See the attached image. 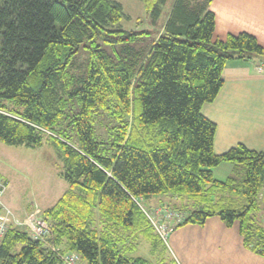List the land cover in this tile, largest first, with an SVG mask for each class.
Listing matches in <instances>:
<instances>
[{
    "label": "trees",
    "instance_id": "trees-1",
    "mask_svg": "<svg viewBox=\"0 0 264 264\" xmlns=\"http://www.w3.org/2000/svg\"><path fill=\"white\" fill-rule=\"evenodd\" d=\"M140 1L151 29H123L117 0H0V97L24 106L0 101V141L56 149L68 188L41 218L49 241L84 264H151L122 255L118 241L141 231L166 246L139 203L154 195L182 199L179 226L213 215L227 226L237 221L244 245L264 256V151L238 143L216 154L215 123L201 113L217 96L227 61L262 58V47L245 32L213 39L212 0H172L164 18L169 0ZM107 114L116 122L110 154L94 132ZM224 162L242 166V179L214 178ZM0 264L60 261L10 225Z\"/></svg>",
    "mask_w": 264,
    "mask_h": 264
},
{
    "label": "crops",
    "instance_id": "crops-1",
    "mask_svg": "<svg viewBox=\"0 0 264 264\" xmlns=\"http://www.w3.org/2000/svg\"><path fill=\"white\" fill-rule=\"evenodd\" d=\"M209 9L215 19L213 39L224 40L229 34L245 32L255 37L263 51L262 58L227 61L217 96L203 104L201 113L216 126L213 151L221 154L238 143L264 151V73L255 68L257 60H264V0H212ZM212 171L219 181L243 173L242 166L230 162ZM160 197L166 196L157 200ZM259 197L264 201V188ZM258 217L264 226L263 207ZM179 225L166 244L170 255L167 264H264V256L244 245L237 221L227 226L213 215L202 225Z\"/></svg>",
    "mask_w": 264,
    "mask_h": 264
},
{
    "label": "rangeland",
    "instance_id": "rangeland-1",
    "mask_svg": "<svg viewBox=\"0 0 264 264\" xmlns=\"http://www.w3.org/2000/svg\"><path fill=\"white\" fill-rule=\"evenodd\" d=\"M123 6L125 16L121 20L122 28L125 30H143L151 29L149 18L144 10L140 0H117ZM172 0L163 9L162 18ZM161 21L158 22V25ZM81 55L80 61H86L88 58ZM0 101L10 108L21 111L24 106L13 101ZM139 106H137V112ZM116 124L111 115L98 117L94 123L95 138L102 142L104 147L108 148L110 154L109 141L112 135V129ZM111 128V130H110ZM71 134L72 145H77V138L74 129L69 130ZM106 144V145H105ZM61 168V161L56 149L50 144H44L41 147H30L26 145H8L0 141V180L5 183V190L1 195L0 209L8 210L13 216L21 222L28 217L41 218L42 211L52 206L59 196L68 188L67 183L58 175ZM238 172V171H237ZM216 176H220L216 174ZM236 178L242 179L243 173H235ZM237 197H241L237 195ZM154 195L148 199H140L139 203L147 211L156 212L157 209L170 207L172 204L183 211L181 208L182 199L176 197H160ZM262 200V199H261ZM185 201V200H184ZM187 203V202H186ZM185 202L183 203L186 204ZM261 207L264 208V201H261ZM156 210V211H154ZM182 212V213H183ZM27 230L23 225L18 226ZM98 225V229H100ZM137 231L138 234L123 233V237L118 241V249L122 255L127 257H141L148 260L151 264L169 263L170 255L166 251V246L158 242L152 245V240L147 239L145 232ZM170 236V235H169ZM167 244V243H166Z\"/></svg>",
    "mask_w": 264,
    "mask_h": 264
},
{
    "label": "built area",
    "instance_id": "built-area-1",
    "mask_svg": "<svg viewBox=\"0 0 264 264\" xmlns=\"http://www.w3.org/2000/svg\"><path fill=\"white\" fill-rule=\"evenodd\" d=\"M255 68L258 72L264 73L263 61L257 60L255 62ZM5 188V183L0 180V204L1 195ZM141 209L153 227L154 231L162 239V241L166 243L168 241L169 235L184 219L183 213L173 209L169 210L168 207L157 209V211L154 210L156 211L155 213L147 211V209H144V207H141ZM10 225L25 226L30 238L42 242L44 247L53 251L58 257L60 264H84L81 256L78 253L60 252L58 248H56V246L49 241L51 238V227L46 220L38 217H28L24 222H21L16 219L8 210L4 211L3 208L0 209V239Z\"/></svg>",
    "mask_w": 264,
    "mask_h": 264
}]
</instances>
